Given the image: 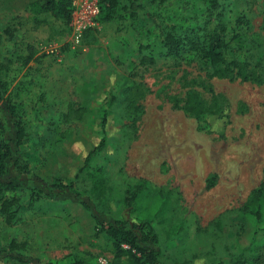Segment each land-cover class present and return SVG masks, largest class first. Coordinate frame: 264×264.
Segmentation results:
<instances>
[{
	"label": "rangeland",
	"instance_id": "rangeland-1",
	"mask_svg": "<svg viewBox=\"0 0 264 264\" xmlns=\"http://www.w3.org/2000/svg\"><path fill=\"white\" fill-rule=\"evenodd\" d=\"M26 1L0 0V132L15 184L0 189V264H110L100 223L121 217L139 179L148 190L138 205L168 194L165 222L147 225L159 264H230L240 251L264 264V189L259 220L238 212L264 175V0H120L77 43L70 20L32 15ZM217 19L214 66L184 36L202 40ZM190 90L207 104L215 95L222 117L199 129L179 108ZM103 113L98 201L76 171Z\"/></svg>",
	"mask_w": 264,
	"mask_h": 264
},
{
	"label": "trees",
	"instance_id": "trees-1",
	"mask_svg": "<svg viewBox=\"0 0 264 264\" xmlns=\"http://www.w3.org/2000/svg\"><path fill=\"white\" fill-rule=\"evenodd\" d=\"M98 3L97 22H111L117 14L120 0H98ZM214 3L212 1L211 6ZM27 8L32 15L47 13L53 18L68 22L70 20L71 0H32L27 4ZM216 18H218V13L216 14ZM89 30L87 29L85 32ZM223 37L224 27L219 20L216 21L215 26L202 40H199L195 36L193 29L189 31L188 36H184V38L188 39L189 43L195 40L202 43L197 49L198 52L214 66H217L222 59ZM3 91L4 83L0 80V100L2 99ZM167 99L172 101L174 106H178V100L174 95H168ZM179 108L186 116L193 117L198 122L199 129L206 127L207 117H222L218 112L217 97L215 95L211 96V102L207 104L199 97L197 92L187 91L183 98L180 99ZM7 109L9 114L14 116L12 108L8 106ZM104 119L105 114L103 113L100 120L102 135L97 143L87 151L80 167L76 171L78 174L82 172L83 177L89 183L90 193L98 201L104 199L105 193L103 166L96 162L98 157L104 158L103 155H100L105 146V137L103 135ZM10 156L11 148L0 132V189L2 190L15 187L13 182L4 179V176L8 173V159ZM213 185L214 176H207L204 180L205 189H210ZM147 186L146 181L143 179L134 182L120 211L121 217L100 223V229L110 243L112 254L110 264H118L122 256L125 258V264H159L157 260L158 250L153 248L157 245V234L153 228L147 225L152 221L156 223L165 222V214L169 209V199L166 192L157 191L148 205H138L140 197L147 193ZM55 187L57 189L71 190L73 184L71 182L68 184L58 183ZM263 189L264 175L259 184L251 189L247 200L238 208L239 214L250 216L254 220L260 219L262 214ZM82 205L87 209L86 204L82 203ZM19 261L22 260L19 259ZM250 262L251 260L246 258L240 251L230 264H249ZM68 264L85 263L72 262Z\"/></svg>",
	"mask_w": 264,
	"mask_h": 264
},
{
	"label": "built area",
	"instance_id": "built-area-1",
	"mask_svg": "<svg viewBox=\"0 0 264 264\" xmlns=\"http://www.w3.org/2000/svg\"><path fill=\"white\" fill-rule=\"evenodd\" d=\"M98 0H71V39L77 43L85 28L95 25L98 15Z\"/></svg>",
	"mask_w": 264,
	"mask_h": 264
},
{
	"label": "crops",
	"instance_id": "crops-1",
	"mask_svg": "<svg viewBox=\"0 0 264 264\" xmlns=\"http://www.w3.org/2000/svg\"><path fill=\"white\" fill-rule=\"evenodd\" d=\"M32 1V0H31ZM30 1H26V3L28 4Z\"/></svg>",
	"mask_w": 264,
	"mask_h": 264
}]
</instances>
